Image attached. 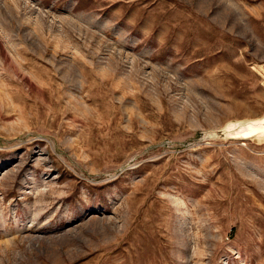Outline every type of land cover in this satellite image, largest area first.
Here are the masks:
<instances>
[{
    "label": "rangeland",
    "instance_id": "374dc122",
    "mask_svg": "<svg viewBox=\"0 0 264 264\" xmlns=\"http://www.w3.org/2000/svg\"><path fill=\"white\" fill-rule=\"evenodd\" d=\"M263 112L264 0H0V264H264Z\"/></svg>",
    "mask_w": 264,
    "mask_h": 264
},
{
    "label": "water",
    "instance_id": "95a60500",
    "mask_svg": "<svg viewBox=\"0 0 264 264\" xmlns=\"http://www.w3.org/2000/svg\"><path fill=\"white\" fill-rule=\"evenodd\" d=\"M242 124L243 128L240 132L244 135H248V133L264 134V112L260 116L247 120Z\"/></svg>",
    "mask_w": 264,
    "mask_h": 264
},
{
    "label": "bare ground",
    "instance_id": "6f19581e",
    "mask_svg": "<svg viewBox=\"0 0 264 264\" xmlns=\"http://www.w3.org/2000/svg\"><path fill=\"white\" fill-rule=\"evenodd\" d=\"M252 134V133H251ZM255 134V133H254ZM259 134V133H258ZM261 135V134H260ZM262 137V136H261Z\"/></svg>",
    "mask_w": 264,
    "mask_h": 264
}]
</instances>
